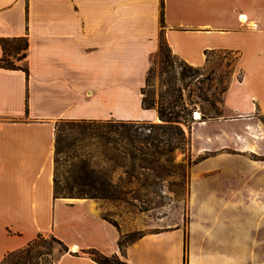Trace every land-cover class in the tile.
I'll return each instance as SVG.
<instances>
[{"label":"crops","instance_id":"obj_1","mask_svg":"<svg viewBox=\"0 0 264 264\" xmlns=\"http://www.w3.org/2000/svg\"><path fill=\"white\" fill-rule=\"evenodd\" d=\"M161 33L194 68L207 51L237 54L242 76L232 77L222 117L202 124L215 136L202 147L193 136L202 160L188 225L144 235L123 257L121 232L95 200L55 199V127L157 122L142 89ZM20 37L29 74L0 68V264L39 235L69 247L55 264H98L87 250L128 264H264V49L250 73L241 51L264 41V0H0V39Z\"/></svg>","mask_w":264,"mask_h":264},{"label":"trees","instance_id":"obj_2","mask_svg":"<svg viewBox=\"0 0 264 264\" xmlns=\"http://www.w3.org/2000/svg\"><path fill=\"white\" fill-rule=\"evenodd\" d=\"M160 39L165 40L163 33ZM166 44L169 47L167 42ZM0 45L3 51L0 68L23 71L28 75V68L22 65L28 57V38H2ZM161 49L162 46L159 45L158 52ZM218 52L228 51H207L205 66L210 64L212 56ZM200 69L186 63L182 75L168 76L163 90L157 98L151 100L145 93V88L150 82V76L146 77V84L142 89V109L155 110L159 122L114 119L59 121L55 127V199L136 202L151 206L155 203L152 195L160 197V189L165 184H172L178 187L177 190L172 191L176 200L184 201L185 180L190 178L187 168L198 164L202 158L194 162L191 160V129L195 123L193 118L197 104L188 103L184 88L178 85V82L198 79L199 76H192V73H197ZM230 83L231 81L229 85ZM201 99L207 102L210 108L202 107V111L198 113L200 119L197 121L204 123L207 120L222 117V112L215 104L207 98L201 97ZM85 142L91 143L96 148V153L87 158L76 157L74 160L68 157L67 159L72 160L71 180L75 186H71V181L68 179H65L62 184L57 174L60 156L64 155L69 148ZM178 153L184 154L189 160L188 167L175 165V157ZM101 161L107 163V169H96ZM92 165L94 168L90 169ZM140 238L133 234H121L119 248L123 257H125L126 247ZM55 247L58 257L47 264H55L62 255L70 253V249L54 236L45 239L43 235H39L26 248L9 253L2 264H40L38 259L45 255L52 257ZM84 253L98 264H128L117 255L107 257L97 250H87ZM72 255L79 254L72 253Z\"/></svg>","mask_w":264,"mask_h":264},{"label":"rangeland","instance_id":"obj_3","mask_svg":"<svg viewBox=\"0 0 264 264\" xmlns=\"http://www.w3.org/2000/svg\"><path fill=\"white\" fill-rule=\"evenodd\" d=\"M159 43L162 46L160 52H158L152 58L151 67L147 76H150V82L145 88V93L148 98H157L159 93L164 88L168 76H181L185 71V62L175 56L164 39L159 38ZM260 49H264V41L254 44V46H246L242 48L244 63L242 68L245 72H253V62L259 59L263 53H260ZM238 55L230 52H218L213 55L208 66L200 69L197 73H192V76H199L196 80L187 79L184 82H178L184 88L185 99L188 103L197 104L196 113L202 111V107L210 108L209 104L201 99L207 98L211 103L215 104L220 109L223 115V102L224 94L233 76H242V71L237 65ZM195 123L191 129V139L193 144V136L196 138V143L199 147H202L204 138L207 136L214 137L217 131L216 127H204L203 123L197 121L194 115ZM216 120V119H213ZM211 121L207 120L206 122ZM158 122V121H157ZM194 129V130H193ZM96 148L89 142L75 145L69 148L64 155L60 156V163L58 165V177L61 183H64L65 179L70 180V185L75 186L72 182V160L70 158H87L89 155H94ZM202 158V156L196 158L191 152V160ZM69 160V161H67ZM175 165L189 166V160L184 154L178 153L175 157ZM196 164L188 167V177L185 180L186 195L184 201H177L172 191L177 190L178 187L172 184H165L160 189V197L152 195L155 198V203L151 206H144L140 203H125V202H112V201H96L101 209V215L108 222L116 226L121 234L129 235L133 234L136 237H143L147 234H155L164 230L174 229L178 226L186 227L190 221V206H189V191L191 189V176L192 170ZM108 165L104 161H101L96 167L97 170H105ZM94 168V165L90 169ZM51 236H44L45 239H50ZM42 252H47L44 249H39ZM58 257L57 249H54V255L41 256L38 261L40 264L50 263L53 259ZM9 264V263H6Z\"/></svg>","mask_w":264,"mask_h":264},{"label":"water","instance_id":"obj_4","mask_svg":"<svg viewBox=\"0 0 264 264\" xmlns=\"http://www.w3.org/2000/svg\"><path fill=\"white\" fill-rule=\"evenodd\" d=\"M195 116H196V117H198V116L200 117V114L196 113Z\"/></svg>","mask_w":264,"mask_h":264},{"label":"bare ground","instance_id":"obj_5","mask_svg":"<svg viewBox=\"0 0 264 264\" xmlns=\"http://www.w3.org/2000/svg\"><path fill=\"white\" fill-rule=\"evenodd\" d=\"M197 118H200L199 116ZM158 122H159V119H158Z\"/></svg>","mask_w":264,"mask_h":264}]
</instances>
